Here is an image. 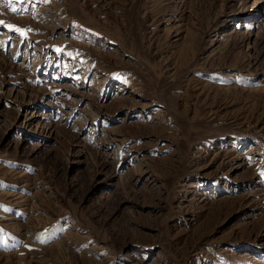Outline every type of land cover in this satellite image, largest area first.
<instances>
[{
	"label": "rangeland",
	"instance_id": "1",
	"mask_svg": "<svg viewBox=\"0 0 264 264\" xmlns=\"http://www.w3.org/2000/svg\"><path fill=\"white\" fill-rule=\"evenodd\" d=\"M0 264H264V0H0Z\"/></svg>",
	"mask_w": 264,
	"mask_h": 264
}]
</instances>
